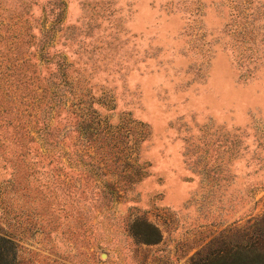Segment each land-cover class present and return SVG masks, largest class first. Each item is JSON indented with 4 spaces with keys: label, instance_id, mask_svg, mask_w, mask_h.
<instances>
[{
    "label": "rangeland",
    "instance_id": "1",
    "mask_svg": "<svg viewBox=\"0 0 264 264\" xmlns=\"http://www.w3.org/2000/svg\"><path fill=\"white\" fill-rule=\"evenodd\" d=\"M263 218L264 0H0L11 264H196Z\"/></svg>",
    "mask_w": 264,
    "mask_h": 264
},
{
    "label": "trees",
    "instance_id": "2",
    "mask_svg": "<svg viewBox=\"0 0 264 264\" xmlns=\"http://www.w3.org/2000/svg\"><path fill=\"white\" fill-rule=\"evenodd\" d=\"M138 235L146 244H154L160 239L157 228L151 226L145 234ZM238 238L237 244L201 256L196 264H264V218ZM9 244L10 241L0 238V264H11L15 258Z\"/></svg>",
    "mask_w": 264,
    "mask_h": 264
}]
</instances>
